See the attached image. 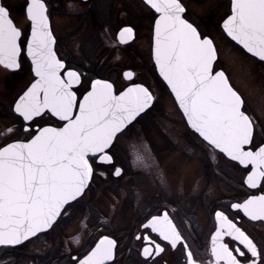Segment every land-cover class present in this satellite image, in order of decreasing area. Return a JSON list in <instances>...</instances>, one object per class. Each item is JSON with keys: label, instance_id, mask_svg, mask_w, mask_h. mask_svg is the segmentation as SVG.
<instances>
[{"label": "snow or ice", "instance_id": "6c2138e0", "mask_svg": "<svg viewBox=\"0 0 264 264\" xmlns=\"http://www.w3.org/2000/svg\"><path fill=\"white\" fill-rule=\"evenodd\" d=\"M153 16L155 83L124 71L117 89L91 68L58 55L46 0H0V73L23 71L31 79L7 106L9 124L0 136V249L15 252L81 215L76 234L63 241L68 264H118L121 237L112 221L92 209L97 180L115 183L133 170L153 180L158 199L145 207L129 248L133 264H264V121L248 111L246 98L220 67L216 38L193 18L185 0H140ZM241 54L264 63V0H230L218 25ZM135 39V26L117 33L120 45ZM164 93L185 123L191 143L213 160L242 173L240 197L221 199L210 217L207 260L198 252L191 219L168 199L166 174L138 126L157 110ZM214 173L227 174L226 169ZM89 239L83 241L82 237ZM179 259H173V255Z\"/></svg>", "mask_w": 264, "mask_h": 264}, {"label": "flooded vegetation", "instance_id": "af4514ba", "mask_svg": "<svg viewBox=\"0 0 264 264\" xmlns=\"http://www.w3.org/2000/svg\"><path fill=\"white\" fill-rule=\"evenodd\" d=\"M103 1L105 9L102 6ZM46 3L49 7L51 26L57 38V53L60 57L68 59V62L74 67L81 65L86 68L90 67L89 75L95 78L109 79L115 82L117 89H121L129 83L122 76V73L128 70L137 73L140 81L157 82L152 59L154 20L150 12L144 9L142 11L140 0H46ZM132 6H137L140 10L130 9ZM118 7L122 11L116 16L112 9ZM56 13L68 16V22L62 25L55 19ZM131 19H135V21ZM125 25L135 26V39L128 44L120 45L117 41V33ZM119 51L128 54L131 62V65L124 67L121 72L112 58ZM22 60L23 71L14 76H5L0 73V132L3 131L6 124L10 123L7 106L17 93L24 89V75L31 79L30 61L25 56H22ZM220 67L229 76L227 71L222 66ZM234 88L236 87L234 86ZM242 96L245 97L243 94ZM254 118L259 122L257 117L254 116ZM2 143H4V139L0 136V144ZM206 158L209 160V165L211 164L216 170L215 160L210 155ZM226 170L227 174L220 173L217 176L227 185V187L225 186L227 189H223L218 195H214L213 192V176H207V182L202 187L191 186L185 190L178 188V191L173 194H165L168 199L175 201L180 207L178 219L190 218L193 222L194 239L198 245V252L205 261L207 260L206 249L210 247V234L213 230L210 212L214 204L221 199L241 196V192L237 189L240 187L242 173L233 172L232 168ZM228 172L236 173L237 177ZM126 178L129 177L126 176L124 179ZM132 184L133 181L122 180L105 183L97 180L91 201L92 209L96 212L105 216H114L112 224L116 230L115 234L121 237V250L117 255L118 264H133L138 259L134 252L129 254V248L136 244L133 235L146 208L141 207L137 198L136 201L132 199L135 194L130 191ZM145 193L148 196H142L143 204L153 206L158 199L156 192L152 193L153 197L148 191ZM106 198L116 200L112 209L98 206L99 202L101 205ZM131 199L134 204L130 202ZM89 211L86 202L85 206L77 208L75 216L64 222L56 232L41 235L15 252L0 249V264H68L63 241L68 239V234H76L75 230L82 222L81 215L87 216ZM248 226L257 234L264 232V225L259 223ZM88 239L87 236L82 237L83 241ZM173 259H179L178 253L173 255Z\"/></svg>", "mask_w": 264, "mask_h": 264}, {"label": "rangeland", "instance_id": "374dc122", "mask_svg": "<svg viewBox=\"0 0 264 264\" xmlns=\"http://www.w3.org/2000/svg\"><path fill=\"white\" fill-rule=\"evenodd\" d=\"M185 2L190 15L216 38L221 48L220 66L227 71L232 84L245 96L248 110L259 121H264V63L249 54L242 55L240 51L233 48L222 38L218 27L229 11L230 0H185ZM102 6L105 9L104 1ZM140 8L142 9L141 6ZM130 9L140 10L137 6H132ZM121 11L120 7L112 9L116 16L118 13L121 14ZM55 19L64 25L68 22L69 17L56 13ZM131 20L135 21V19ZM112 58L120 72L124 67L131 65L129 55L122 51L114 54ZM29 79L24 75L23 88ZM138 130L140 135L150 142L154 149L156 162L166 174L169 191L165 194H173L178 191V188L185 190L191 186L202 187L207 182V176H213L214 195L227 189V185L214 173L213 166L209 165L206 155L191 143V138L185 132V123L167 93H164L157 110L148 119L141 121ZM215 163L217 169L230 170L231 168V165L226 164L223 160H215ZM228 173L237 177L236 173ZM127 177L129 178L123 181H133L130 191L135 193L132 198L134 201L137 200L138 192L142 196H148L145 193L147 191L150 194L155 192L151 177L137 170L130 172ZM132 199L130 202L133 203ZM115 201L112 198H106L101 205L99 202L98 206L112 209L115 206Z\"/></svg>", "mask_w": 264, "mask_h": 264}, {"label": "water", "instance_id": "95a60500", "mask_svg": "<svg viewBox=\"0 0 264 264\" xmlns=\"http://www.w3.org/2000/svg\"><path fill=\"white\" fill-rule=\"evenodd\" d=\"M222 23V22H221ZM154 34V33H153Z\"/></svg>", "mask_w": 264, "mask_h": 264}]
</instances>
